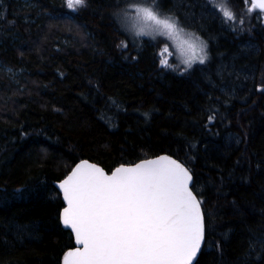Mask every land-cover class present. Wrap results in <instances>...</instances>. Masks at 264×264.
<instances>
[{"label": "trees", "instance_id": "trees-1", "mask_svg": "<svg viewBox=\"0 0 264 264\" xmlns=\"http://www.w3.org/2000/svg\"><path fill=\"white\" fill-rule=\"evenodd\" d=\"M133 5L197 32L204 63L162 65L167 40L132 33ZM250 6L0 0V264H61L74 247L54 183L77 162L110 172L160 154L202 202L195 264H264V12Z\"/></svg>", "mask_w": 264, "mask_h": 264}, {"label": "snow or ice", "instance_id": "snow-or-ice-1", "mask_svg": "<svg viewBox=\"0 0 264 264\" xmlns=\"http://www.w3.org/2000/svg\"><path fill=\"white\" fill-rule=\"evenodd\" d=\"M83 4L66 0L71 11ZM132 7L137 36L179 39L190 53L185 64L204 63L198 38L185 34L173 17ZM257 9L264 12V0H251L247 11ZM220 10L226 20L235 18L227 6ZM161 64L168 66L167 59ZM191 180L189 170L167 156L118 167L111 175L86 161L77 165L59 185L68 205L62 222L78 245L65 253L63 264H192L204 240V219Z\"/></svg>", "mask_w": 264, "mask_h": 264}, {"label": "rangeland", "instance_id": "rangeland-1", "mask_svg": "<svg viewBox=\"0 0 264 264\" xmlns=\"http://www.w3.org/2000/svg\"><path fill=\"white\" fill-rule=\"evenodd\" d=\"M169 12L170 11H167V14ZM168 16H169V14H168ZM170 16L172 17V15H170ZM173 18L177 22L178 26L184 30L185 34H191V37L193 39L198 38V41H196V42L198 44H202V46H203L204 50H203L202 53H200V55L204 56V61H205L207 53H206V45H205L204 40L202 38H200L201 36L197 32L186 30L185 28L180 26L179 23H178V20L176 19V17H173ZM262 19H264V16L262 17ZM128 21L131 24L132 33L135 34L136 31H137V28H134L133 25L137 24L136 13H133L132 15H130L128 17ZM155 36H158V37H161V38L167 40V44H165V46L167 45L168 51L167 52H163L162 51V55H163V59H165V58L167 59L168 64L171 62L172 59H174V61H175L174 66H181L184 69H189L190 67H192L194 65L200 64V62H198V61L192 63L191 66H188L187 64L184 63V61L186 59H188V56L190 55V53L186 50L187 46L186 45H182L181 41L179 39H168L165 36L155 35V34L143 35V36H138V37H141V38H144V37L154 38ZM164 47H163V49H164Z\"/></svg>", "mask_w": 264, "mask_h": 264}, {"label": "water", "instance_id": "water-1", "mask_svg": "<svg viewBox=\"0 0 264 264\" xmlns=\"http://www.w3.org/2000/svg\"><path fill=\"white\" fill-rule=\"evenodd\" d=\"M259 10V9H258ZM260 11V10H259ZM162 156H167V157H171L172 159H175V158H173L171 155H168V154H160V155H158V156H155V157H152V158H148V159H144V160H140V161H138V162H136V163H134V164H131V165H120V166H117V167H115L114 169H112L110 172H108L107 170H105L100 164H97V163H95V162H92V161H90V160H81V161H79V162H77L74 166H73V168L68 172V174L64 177V178H62L60 181H57V182H55L54 183V187L56 188V190L59 192V194H60V196H61V201H62V203H63V208L61 209V212H60V216H59V219H60V224H61V227L64 229V230H67V231H69L70 233H71V235H72V237H73V244H74V247L72 248V249H74V248H76V247H78V245L76 244V242H75V234L72 232V229L70 228V227H66L64 224H63V222H62V213H63V209L65 208V207H67L68 205H67V202L65 201V199H64V193H63V190L59 187V185H60V183L62 182V181H64L71 173H72V171L76 168V166L77 165H80L82 162H87L88 164H90V165H95L96 167H99V168H101L104 172H105V174H107V175H111V173L116 169V168H118V167H121V166H124V167H132V166H135L136 164H138V163H141L142 161H145V160H155V159H158L159 157H162ZM176 160V159H175ZM178 161V160H177ZM179 162V161H178ZM181 163V162H180ZM185 167V166H184ZM190 172V171H189ZM190 175H191V177H192V174L190 173ZM192 184H193V177H192V180H191V182H190V188H191V190H192ZM193 191V190H192ZM194 192V191H193ZM195 194V193H194ZM196 195V194H195ZM198 199V198H197ZM201 211H202V214H203V210H202V207H201ZM203 219H204V214H203ZM205 233H206V231H205V219H204V240H203V242H202V245H201V248H200V250L198 251V253H197V255H196V257L193 259V262H192V264H195V262L197 261V259H198V257H199V255H200V253H201V250L203 249V246H204V243H205ZM79 247H82V246H79ZM72 249H69V250H72ZM69 250H67L66 252H68ZM65 252V253H66ZM65 253L63 254V256H62V258H61V264H63V258H64V255H65Z\"/></svg>", "mask_w": 264, "mask_h": 264}]
</instances>
